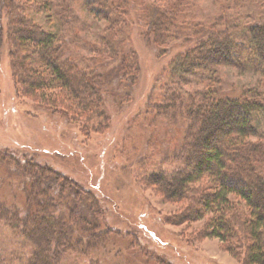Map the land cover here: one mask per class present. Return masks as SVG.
Listing matches in <instances>:
<instances>
[{
	"label": "trees",
	"instance_id": "obj_1",
	"mask_svg": "<svg viewBox=\"0 0 264 264\" xmlns=\"http://www.w3.org/2000/svg\"><path fill=\"white\" fill-rule=\"evenodd\" d=\"M140 3L146 4L149 21L141 36L158 58H166L163 75L155 77L157 95L142 118L160 126L163 135L180 129L182 139L177 149L158 158L144 149L138 179L162 201L183 205L173 216L176 223L207 217L204 234L237 244L236 254L250 241L245 263L264 264V95L254 89L236 96L192 87L193 76L214 79L220 66L264 75V0H215L219 14L210 26L189 16L195 0H0V37L6 30L17 97L71 117L86 139L109 131L114 111L108 81L122 76L136 84L139 53L135 48L123 52L114 70L99 65L114 59L117 42L133 25L130 10ZM88 14L107 22L96 41H87L90 57L83 53ZM46 16L54 17V24L47 27ZM5 126L0 122L2 132ZM1 140L0 239L6 243L19 236L30 252L25 257L17 246L22 255L4 254L0 264H103L93 238L97 233L131 234L142 242L128 223L126 231L112 228L120 215L108 222L115 209L96 180L90 184L68 167H51L27 144L21 148L16 137L9 144Z\"/></svg>",
	"mask_w": 264,
	"mask_h": 264
},
{
	"label": "rangeland",
	"instance_id": "obj_2",
	"mask_svg": "<svg viewBox=\"0 0 264 264\" xmlns=\"http://www.w3.org/2000/svg\"><path fill=\"white\" fill-rule=\"evenodd\" d=\"M131 7L137 6L132 3ZM145 8L146 4L140 3L139 9L130 10V22L133 25H129L125 37L117 42V54L112 55L114 59L109 57V60H104L99 65L102 70H114V67H118L123 52L135 48L141 65L137 83H131L127 78L123 81L122 76L108 81L106 92L111 104L109 107L114 111L111 112L114 114L113 125L111 131L93 135L90 139L85 138L81 133L82 126L72 121L71 117L49 106V109L44 108L42 106L45 105H38L24 95L17 97L11 67V49L4 30L3 37H0V122L5 123L4 129L7 131L2 132L3 128H0V136L5 144H9L8 139L16 137L22 144L21 148L25 143L29 149L35 151L38 160H44L55 169L64 170L68 167L75 173L85 175L88 183L96 180L102 186L108 203L115 209L112 212L116 217L109 216L111 219L108 222H116L112 219L120 215L117 218L118 224H113L112 228L126 231L128 223L130 230L137 233L142 240L140 242L131 234L122 237L94 234L97 251H101L104 259L103 264H159L160 257L164 264H172L169 262L170 258L173 264H247L243 257L247 254V243L250 241L241 243L245 248H239V253L236 254L237 244L228 245L220 237L204 234L207 217L194 222L176 223L173 216L182 212L183 205L162 201L154 190L147 188L144 181L138 179L136 169L144 149L158 158L177 149L182 139L180 129L176 128L174 132L164 136L160 126L150 121L145 123L147 121L142 118V110L157 95V92L153 94L155 77L163 75L166 67V58H158L141 36L149 24L145 18ZM191 11L189 16L192 20L210 26L219 14V7L215 0H195V7ZM50 18L54 19L47 16L43 19L47 27L54 24ZM84 22L87 26L86 51L83 53L90 57L87 41H96L101 24L107 22H102L91 14L85 16ZM137 34L140 40L137 39ZM181 37L183 41L185 37ZM133 43L136 47H133ZM175 43L178 45L182 42ZM213 75L214 79L210 80L205 76H193L192 87L217 88L236 96L254 89L264 95V75L248 67L220 66ZM107 109L105 105L106 113ZM6 171L5 169L4 172ZM13 180L17 182L15 178ZM236 207L243 209L238 204ZM70 212L71 218L78 216L73 210ZM0 240L5 245V248L0 245L1 258L5 257L4 254L11 258L22 255L17 249L21 245L24 256L28 257L30 247L22 242L21 237H10L6 243L4 238ZM136 241L137 245H134ZM16 242L21 244L16 245ZM106 242L103 249L102 243ZM18 262L10 261L6 264Z\"/></svg>",
	"mask_w": 264,
	"mask_h": 264
}]
</instances>
